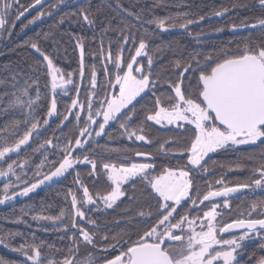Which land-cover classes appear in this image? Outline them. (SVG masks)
<instances>
[{
  "label": "snow or ice",
  "instance_id": "obj_1",
  "mask_svg": "<svg viewBox=\"0 0 264 264\" xmlns=\"http://www.w3.org/2000/svg\"><path fill=\"white\" fill-rule=\"evenodd\" d=\"M59 2L63 4L64 0ZM258 2L264 7V0ZM41 4L42 0H33L27 6L21 0H0V37L5 29L11 35L15 22ZM116 7L128 16H134L136 20L141 19L140 14L123 9L119 2ZM47 14L52 13L49 11ZM44 15L41 11L28 23L33 24ZM74 15L82 17L83 23L90 27L96 23L83 5ZM215 15L222 16L224 12L216 11ZM203 19L204 17H200L198 21H194L180 17H154L147 23L156 25L161 32L177 28L187 31L189 25ZM60 23H63V19ZM244 29H258L261 39L258 42L247 40L237 52H225L216 57L204 55L201 58L200 54L191 55L183 63L177 62V71L173 75L179 79L166 81L153 74V59L147 56L148 46L145 40L142 38L136 47L133 34L121 29L124 42L121 49L131 40L135 55L130 61H124L121 55L113 56L109 51L105 59L102 40L100 56L106 65L105 83H98L97 73L93 68L92 91L86 101L72 99L71 106L66 109L67 115L58 110L56 89H63V94L67 95L70 90L65 88L66 84L76 87L73 74L68 73L65 78L53 59L37 42H32L30 47L43 58L42 64L46 62V74L51 81L52 99L47 117L58 115L61 128L65 126V121L70 122V116L75 117L78 135L70 137L66 144L57 142L53 145L51 140H47L45 143L48 147L59 149L62 155L59 160L54 161H48L45 155V160L37 165V170L29 177L25 171L26 162L18 164L9 154L18 153L22 145L28 144L33 133H38L41 121L33 113L40 91L37 87L36 97L33 99L29 95V85L25 83L12 92L13 99L9 101V107H18L22 111L27 109V117L30 119H26L25 123H30L31 126L14 144L0 146V178L4 181L0 188V205L12 203L17 198L29 197L54 178H66L75 171L77 175L74 183L79 187L75 192L69 189L66 196V199L71 197V208L67 214L71 217L70 228L75 231L69 236L72 243L67 254L59 261L42 253L44 243L37 242L35 233H32L31 240L24 233H8L6 237H0V246L22 256L24 259L20 264H99L90 253L83 259L77 258L81 243L96 247L93 228L97 222L88 213L113 209L118 206V201L123 202L122 198L134 201L135 189L138 184H142V195L149 198L148 211H138L139 219L129 221L141 227L128 234L126 239L113 237L115 243H109L102 249L105 254L103 264H239L237 257L244 248V241L257 238L259 247L264 249V199L254 200L246 214L241 212L230 221L223 219L232 208L229 194L238 193L242 189L264 192V17L258 18L254 23L242 21L239 25L231 26L233 32ZM108 30L107 27L104 28V31ZM216 31L221 32L223 29L217 28ZM48 35L46 33L45 37ZM76 47L81 52L80 74L83 77L84 47L79 40ZM141 56H147V68L137 59ZM109 64L112 67H107ZM11 79L16 82V74ZM3 83L4 80H0V84ZM13 87L16 88V83ZM76 91L79 93L80 89L76 88ZM101 91L104 93L102 98ZM4 95L9 93L0 94V103L3 102ZM144 101L147 103L142 105ZM141 116L143 119L139 120L138 117ZM42 122L47 125L49 119L45 118ZM115 125H118L121 138L126 137L130 142L151 144L145 129L154 125L168 131L176 129L178 138L188 135L189 141L183 147L178 140L172 139L159 144V151L178 161L176 165L168 163L158 167L151 153L141 151H137L135 155L144 157V162H105L102 166L98 165L89 152L94 144L99 145L100 138L109 135ZM40 148H44V145H40ZM256 149L261 152L259 157L246 156V159L257 161L256 166L251 168L252 175L248 181L228 186L223 179H219L216 184L223 185L221 188L213 190L209 186L206 193L199 191L194 176L201 171L207 173L208 161L205 158L211 159L210 154L229 151L254 153ZM46 161L51 164V168L48 172H41ZM78 165L90 166L88 174L96 178L101 176L99 169L102 167V174L107 180L104 185L106 190L93 195L80 179ZM17 167L20 172L16 171ZM237 167L245 166L238 164ZM128 188L133 189L131 194ZM80 192L82 196L79 195ZM216 198H225L223 208L228 213L220 209V201ZM32 212L35 214L31 219L37 222L38 229L43 227L40 222L50 221L56 231H61V225L57 222L64 220V210L59 215H46L43 208L37 211L34 205H25L21 209L22 216ZM12 222L27 225L22 218H14ZM84 225H92L93 228H86ZM43 230L48 231L47 228ZM63 231L65 234L70 231L68 225H63ZM234 231L239 234L225 237V233ZM16 236L23 240L19 245L11 242V238ZM103 239L107 242L108 236L105 235ZM0 264L17 262L0 258ZM256 264H264V256Z\"/></svg>",
  "mask_w": 264,
  "mask_h": 264
},
{
  "label": "trees",
  "instance_id": "obj_2",
  "mask_svg": "<svg viewBox=\"0 0 264 264\" xmlns=\"http://www.w3.org/2000/svg\"><path fill=\"white\" fill-rule=\"evenodd\" d=\"M32 2L33 0H21L24 6ZM117 2L123 9L140 14L141 19L136 20L134 16H128L126 12H122L116 7ZM81 5L92 14L96 21L94 26L90 27L84 24L82 17L74 15V13L79 12ZM225 9H227L226 12ZM41 11L45 13L41 21L29 27V20H32ZM49 11H51V15L47 14ZM216 11H222L227 15L222 20L211 21L210 17L215 15ZM154 17H180L194 21H198L200 17H204V19L189 25L187 31L177 28L161 32L156 25L147 23ZM262 17H264V8L259 6L258 0H64L63 4L59 0H55L21 22H15L11 35L5 29L0 40V80H4V83L0 84V94L9 93V95L3 96V102L0 103V146L14 144L16 140L22 138L25 131L31 126L30 123H25L26 119H30L27 117V109L22 111L18 107H9V101L13 99L11 93L17 88H21L25 83L29 85V95L33 99L36 97L37 87L39 88L40 98L37 101L33 116L39 119L41 123L38 127V133L34 132L28 144L11 158L16 160L18 164L23 161L26 162L29 177L37 170V165L45 160V155L48 161L59 160L62 155L59 149L48 147L45 143L47 140H51L53 145L57 142L66 144L70 137L78 135L75 117L70 116V122L65 121L63 128L60 126V117L56 114L49 121V124L44 125L42 122L43 119L48 118L47 109L51 103L52 90L50 78L46 74V62L41 63L43 58L30 47L32 42H37L42 50L53 59L63 76L67 77L68 73L73 74L72 79L76 87L69 91L66 97L61 94L63 92L57 93L56 96L59 112L67 115L66 109L71 106L72 99L86 101L89 92L92 91L91 73L93 68L97 73L98 83L100 85L105 83L104 69L106 65L100 56L102 40L105 59L108 57L109 51L113 56L121 55L124 61H130L131 57L135 55V47L131 40L121 49L124 43L121 29L133 34L136 47L142 38L145 40L148 46L147 56H151L153 59V74L155 76H159L162 81L178 80L179 77L173 75L177 71V62L183 63L191 55L200 54L201 58L204 55L216 57L225 52H237L247 40L258 42L261 39L259 30L238 35L231 34L230 30L233 24L239 25L242 21L254 23ZM61 19H63V23H60ZM105 27L109 30L104 31ZM24 28L27 29L24 30ZM217 28H222L223 31L217 32ZM46 33L49 34L47 37H45ZM78 40L84 47L83 77L80 74L81 52L76 47ZM147 56L140 60L145 68H147ZM107 67L112 66L109 64ZM13 74H16V82L11 79ZM14 83H16V88L13 87ZM76 88L80 89L79 93H77ZM103 95L104 93L101 91L100 97L102 98ZM145 103L147 101L142 102V105ZM137 111H140V107L137 108ZM138 119L142 120L143 117H138ZM176 132V129L168 131L166 128L160 129L154 125L145 129V133L152 143L143 144V142H130L126 137L121 138L118 125H115L108 136L100 138L98 146L95 144L92 146L89 155H92L97 160L98 165L102 166L105 162L117 164H127L129 161L144 162L135 159V153L141 151L151 153L158 167L168 163L176 165L178 161L170 159L159 151V144L169 139L178 140L181 147L188 143V135L178 138ZM42 144L44 148H40ZM45 149H47L46 152ZM250 155L259 157L261 152L256 149L254 153L251 151L213 153L211 159H206L208 161L207 173L201 171L194 176L197 188L201 193H206L209 186L213 190L223 186L216 184V180L219 179H223L228 186L248 181L252 175L251 168L257 164V161L246 159V156ZM238 164L245 167L239 168L237 167ZM3 166L6 167V165ZM50 168L51 164L46 161L40 171L48 172ZM77 169L80 179L90 188L93 195L98 191L106 190L104 185L107 180L102 174V167L99 169L101 172L99 178L88 174L90 171L88 165H78ZM76 175L77 172L73 171L71 175H68L60 184L51 189L42 191L39 188L29 197L17 198L5 206L0 205V237H6L11 232H20L31 240L32 233H35L37 242L43 241L44 243L41 251L45 256L54 257L57 261L63 259L72 243L69 236L75 231L70 228L71 217L67 214L71 208V197L66 199V196L69 189L75 192L79 187L74 183ZM2 185L3 182L0 183V188ZM127 190L130 194L133 191L132 188ZM142 191L143 185L138 184L135 189L136 199L134 201L129 202L126 198H122L123 202L119 201L118 206L112 210L88 213L97 223L94 228L92 225L84 226L93 228L96 247L81 243L78 259H83L90 253L99 261V264H103L105 254L102 249L107 247L109 243H115L113 237L126 239L132 231L140 229L139 224H132L129 221L133 218L139 219L138 211H148L149 198L142 195ZM79 195L82 196V192ZM254 195L256 196L252 200L248 199V194L229 200L232 206L230 213L223 208V202H220V209L224 213H228L223 216V219L230 221L239 216L241 212L246 214L254 200L264 199V193ZM25 205H34L37 211L43 208L46 215H59L61 210H64L66 213L64 220L57 222L58 225H61V231H56L50 221L40 222L43 227L38 229L37 222L31 219L35 212L22 216L21 209ZM14 218H22L27 222V225L25 223H13ZM80 223L84 224L83 221ZM63 225H68L70 229L67 234L63 231ZM43 228H47L48 231H44ZM105 235L108 236L107 242L103 239ZM226 238L230 237L227 236ZM11 242L14 245H19L23 240L20 236H16L11 238ZM255 248L256 245H253L250 250H246V253H249L247 260L251 258L258 260L264 256L263 249L256 251ZM0 258L15 261L17 264H20L24 259L2 246H0ZM251 264H256V262Z\"/></svg>",
  "mask_w": 264,
  "mask_h": 264
},
{
  "label": "water",
  "instance_id": "obj_3",
  "mask_svg": "<svg viewBox=\"0 0 264 264\" xmlns=\"http://www.w3.org/2000/svg\"><path fill=\"white\" fill-rule=\"evenodd\" d=\"M53 1H55V0H42V4L41 5H37L36 8L30 9L27 13H25V15L23 17L20 18V20L16 21V23L21 22L22 20L26 19L31 14L39 11L40 9H42L45 6H47L50 3H52ZM261 8H264V7H261ZM225 17H226V14L225 13L222 16L213 15L212 17H210V20L211 21H219V20H222ZM257 30L258 29H244V30H237L236 32H233L231 30L230 33L233 34V35H238V34L248 33V32L257 31ZM65 88L66 89H69V86L68 85H65ZM59 89L61 91H64L61 88H59ZM135 159L136 160H139V161H145V158L144 157H137V156H135ZM0 163H2V162H0ZM64 179H65L64 177L54 178V180L52 182H49V183H46L45 185H42L41 186V190L42 191H45V190L51 189V188L57 186L58 184H60ZM245 190L246 189H242L238 193H231V194H229V199L239 196V194L245 192ZM216 199L220 201V200H224L225 198H216ZM205 203H207V202H205ZM234 233H238V231H234L233 233H225L224 235H230V234H234Z\"/></svg>",
  "mask_w": 264,
  "mask_h": 264
},
{
  "label": "flooded vegetation",
  "instance_id": "obj_4",
  "mask_svg": "<svg viewBox=\"0 0 264 264\" xmlns=\"http://www.w3.org/2000/svg\"><path fill=\"white\" fill-rule=\"evenodd\" d=\"M226 14V13H225ZM227 15V14H226ZM231 31V30H230ZM207 159V158H206ZM262 193H264V192H261V194ZM245 194H248V199L249 200H252V199H254V197L256 196V195H253V191L252 190H250V189H246L245 190V192H243V193H240L239 194V196H237V197H234V198H231V199H235V198H238V197H240L241 195H245ZM231 199H229V200H231ZM247 199V200H248ZM220 202H223V200H220ZM239 233H234V234H230V235H225V237H227V236H229V237H231V236H233V235H238ZM253 245H256V251H258L259 249H261L260 247H259V239H257V238H254V239H252V240H246V241H244V248L241 250V254L237 257L238 259V261H239V264H244V263H249V264H251L252 262H256L257 260L256 259H253V258H251L250 260H247V255L249 254H247L246 252V250H250V247H252ZM254 250V249H253ZM263 251H264V249H263ZM257 255H258V252H257Z\"/></svg>",
  "mask_w": 264,
  "mask_h": 264
},
{
  "label": "rangeland",
  "instance_id": "obj_5",
  "mask_svg": "<svg viewBox=\"0 0 264 264\" xmlns=\"http://www.w3.org/2000/svg\"><path fill=\"white\" fill-rule=\"evenodd\" d=\"M42 18H43V17H42ZM42 18H41V19H42ZM41 19H40V20H37V21H36L35 23H33V24H30L29 27H32V26L36 25L38 22L41 21ZM25 29H27V28H24V30H25ZM1 38H2V37H0V40H1ZM144 57H145V56H141V57H138L137 59H138V60H142ZM61 74H62V73H61ZM65 78H67V77H65ZM50 83H51V81H50ZM66 85L69 86V90H70V91L74 88L72 84H66ZM51 90H52V89H51ZM91 90H92V89H91ZM56 92H57V93H61V92H63V91H61L59 88H57V89H56ZM68 92H69V91H68ZM61 94H63V93H61ZM63 96L66 97V95H64V94H63ZM54 116H55V115H53V116L50 117V118L48 117L49 121H51V120L54 118ZM24 146H25V145H22L21 148L24 147ZM242 147H244V146H242ZM18 153H19V152H18ZM18 153H11V154H9V155H10L11 157H13V155H16V154H18ZM212 154H213V153H212ZM212 154H210V156H211ZM206 158H207V157H206ZM206 158H205V159H206ZM23 162H24V161H23ZM20 163H21V162H20ZM26 167H27V165H26ZM26 167H25V171L27 172ZM16 171H17V172H20L19 167L16 168ZM2 182H4V181H3L2 178H0V183H2ZM40 188H41V187H40ZM37 190H39V189H37ZM261 192H262V191H260V190H255V191H253V195H254V194L261 193ZM118 202H119V201H118ZM118 202H117V203H118ZM5 205H8V204H5ZM5 205H2V206H5ZM89 207H91V206H89ZM114 207H115V206H114ZM107 210H112V209H107ZM107 210H104V211H107ZM237 259H238V258H237ZM95 260H96V259H95Z\"/></svg>",
  "mask_w": 264,
  "mask_h": 264
}]
</instances>
